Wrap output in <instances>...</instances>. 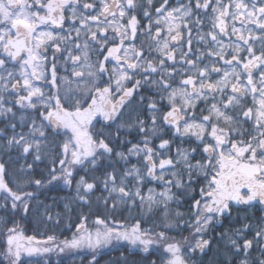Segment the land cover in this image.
Returning a JSON list of instances; mask_svg holds the SVG:
<instances>
[{
	"label": "snow or ice",
	"instance_id": "obj_1",
	"mask_svg": "<svg viewBox=\"0 0 264 264\" xmlns=\"http://www.w3.org/2000/svg\"><path fill=\"white\" fill-rule=\"evenodd\" d=\"M69 65L72 79L60 75ZM0 125V151L33 158L13 172L0 162V209L11 216L29 212L28 187L74 185L83 205L100 192L109 213L139 205L163 222L81 214L58 239L0 216V264L84 250L95 264L101 249L124 246L194 264L234 206L264 207V0H0ZM217 238L230 245L225 264H264V217Z\"/></svg>",
	"mask_w": 264,
	"mask_h": 264
},
{
	"label": "trees",
	"instance_id": "obj_2",
	"mask_svg": "<svg viewBox=\"0 0 264 264\" xmlns=\"http://www.w3.org/2000/svg\"><path fill=\"white\" fill-rule=\"evenodd\" d=\"M121 136L124 137L125 134L121 133ZM135 136L136 135H133L134 141L136 140ZM0 143H3V141H0ZM51 144L53 145V142H51ZM54 149L56 152L59 151V147ZM18 155L19 153L16 150H12L8 153L0 151V162L7 163L9 172L19 170L22 165L32 162V156H28L27 160H24L17 159ZM47 164L48 161L45 160L44 163H41L36 168L34 172L36 178L41 177V170H46ZM26 190L35 193V197L29 206V212L26 215L22 212H18L15 216H11L3 209H0V216H6L10 221L14 220L18 222L26 236L36 235L38 238H46L48 235H55L58 239L70 237L72 232L75 231V225L79 223L81 214L88 215L90 223L96 218V215H100L101 217L107 215L112 220L129 224L139 219L141 220L142 228L162 225L163 223L161 212H136L129 210L126 206H120L115 212L109 213L104 208L103 203L96 200V197L101 195L100 192H96L90 198V207L88 205H83L75 199L76 194L74 185L72 189L63 186H49L44 189H37L35 186H31ZM66 204L68 208H65ZM49 215L54 219L49 220ZM8 226H11V223H9ZM156 230L164 229L160 227ZM2 239L3 238L0 237V240ZM2 248L3 244L0 243V249ZM122 252H124V250L117 249L111 253L107 248L101 249L96 254L95 264H137L133 259L122 258L120 256ZM124 253H126V250ZM25 259H27V257H25ZM48 259L50 264H56L57 260H59L61 264H90L92 253L88 250L59 255L53 253L48 256Z\"/></svg>",
	"mask_w": 264,
	"mask_h": 264
},
{
	"label": "flooded vegetation",
	"instance_id": "obj_3",
	"mask_svg": "<svg viewBox=\"0 0 264 264\" xmlns=\"http://www.w3.org/2000/svg\"><path fill=\"white\" fill-rule=\"evenodd\" d=\"M69 75L70 79V65H69V72L65 73L63 71L60 72V75ZM73 88H75V85L73 84ZM134 115V114H133ZM128 118L127 116L125 117ZM247 127V125H246ZM100 130V126L97 125L96 131ZM106 131H115V128L108 129ZM122 134H127L128 139H134L133 135H136L135 132L132 133H126L125 131L121 132ZM167 138V137H166ZM135 139H139V137L136 135ZM63 137H55L52 139L51 142H53V148L59 147V143L62 142ZM134 141V140H133ZM135 142V141H134ZM158 143V141H156ZM188 145L185 144V147ZM194 146V145H193ZM196 158L199 159V154L196 155ZM196 187V186H194ZM159 190V188H157ZM175 191V189H174ZM192 198H199L196 192H193L190 197H186L184 199L183 204L179 207V210L182 212H189L190 211V205L192 203ZM128 207V206H126ZM171 208L175 210L177 208L176 204H172ZM129 209V207H128ZM129 210L136 211V212H148L147 209H141L139 205H137L134 208H131ZM152 212H160V211H152ZM264 217V207L259 205L258 203L255 204L252 207L246 206V205H239L233 207L232 216L229 217L226 220L222 221V224L219 226H216L214 230L210 231V234H205L206 239L211 240V244L208 249H206L204 254H196L191 257V260L194 262V264H225V253L231 252L230 245H228L227 240H221L217 237L220 236L222 233H224L226 230L229 231V233H232L235 229H238L242 227L244 223H249L252 225H257L260 223L261 218ZM159 231V230H158ZM169 236H174L177 239H180L181 236H189V231L187 229H184L182 231H169ZM245 237L248 239H251L254 235L253 231H248L245 234ZM242 243V240L240 241ZM109 252H113L117 249L120 250H126V253L122 252L120 256L122 258H130L137 262V264H151L153 260L156 261V264H160V257L156 253H150V254H143L139 252L129 251L126 246L124 247H117V248H107ZM251 254L253 257L259 255V250L254 246L251 250ZM242 255V254H241ZM112 256V255H111Z\"/></svg>",
	"mask_w": 264,
	"mask_h": 264
}]
</instances>
